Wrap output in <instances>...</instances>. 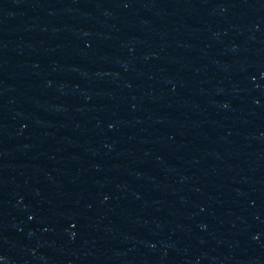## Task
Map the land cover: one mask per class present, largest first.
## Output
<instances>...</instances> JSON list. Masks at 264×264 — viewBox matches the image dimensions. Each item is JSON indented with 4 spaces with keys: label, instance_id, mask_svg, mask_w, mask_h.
<instances>
[{
    "label": "water",
    "instance_id": "1",
    "mask_svg": "<svg viewBox=\"0 0 264 264\" xmlns=\"http://www.w3.org/2000/svg\"><path fill=\"white\" fill-rule=\"evenodd\" d=\"M0 264H264V0H0Z\"/></svg>",
    "mask_w": 264,
    "mask_h": 264
}]
</instances>
